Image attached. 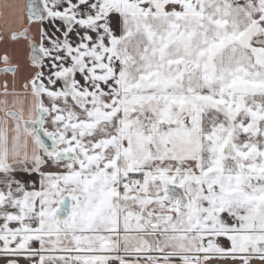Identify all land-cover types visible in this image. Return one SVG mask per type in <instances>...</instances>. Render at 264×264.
<instances>
[{"label": "snow or ice", "instance_id": "snow-or-ice-1", "mask_svg": "<svg viewBox=\"0 0 264 264\" xmlns=\"http://www.w3.org/2000/svg\"><path fill=\"white\" fill-rule=\"evenodd\" d=\"M22 7L0 264H264V0Z\"/></svg>", "mask_w": 264, "mask_h": 264}, {"label": "crops", "instance_id": "crops-1", "mask_svg": "<svg viewBox=\"0 0 264 264\" xmlns=\"http://www.w3.org/2000/svg\"><path fill=\"white\" fill-rule=\"evenodd\" d=\"M26 0H0V51L7 46L9 51L19 59L21 69L26 62V49L23 45H14L8 38L13 32H19L25 26V18L23 12V5ZM7 41V45L5 44ZM25 73H21L14 81L15 91L5 96L0 90V105L7 100L10 108H19L23 106L25 110L30 106V96L23 91L22 84ZM2 79V77H0ZM3 112L0 111V116Z\"/></svg>", "mask_w": 264, "mask_h": 264}]
</instances>
